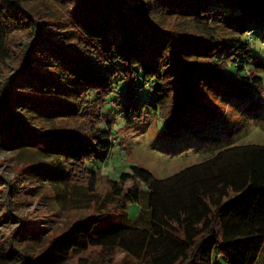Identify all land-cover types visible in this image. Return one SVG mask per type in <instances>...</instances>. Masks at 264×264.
<instances>
[{
  "label": "trees",
  "instance_id": "trees-1",
  "mask_svg": "<svg viewBox=\"0 0 264 264\" xmlns=\"http://www.w3.org/2000/svg\"><path fill=\"white\" fill-rule=\"evenodd\" d=\"M29 2L0 0V63L10 55L11 34L29 27L32 37L1 90L0 147H35L52 157L58 174L73 179L74 172L85 173L90 191L103 175L98 162L113 147L110 102L127 116L153 111L171 127L207 79L238 102L264 100V64L250 39L255 32L264 40V0H53L49 18L62 24L61 39L43 28ZM169 17L185 21L178 28ZM139 84L150 92L138 97ZM113 94L118 99H110ZM28 115L51 123L81 118L82 125L39 131ZM109 181L120 214L130 202L140 203L147 187L148 225H139L140 214L96 235L110 213L92 215L38 254L10 247L14 264H71L74 254L88 251L77 264H115L118 249L142 264H223L222 257L230 264L258 263L264 145L229 143L164 179L132 165ZM128 181L133 185L126 189Z\"/></svg>",
  "mask_w": 264,
  "mask_h": 264
},
{
  "label": "rangeland",
  "instance_id": "rangeland-1",
  "mask_svg": "<svg viewBox=\"0 0 264 264\" xmlns=\"http://www.w3.org/2000/svg\"><path fill=\"white\" fill-rule=\"evenodd\" d=\"M29 3L45 21L43 28L53 38L61 39L62 24L49 18L55 14L53 0H30ZM168 20L169 24H178V28L185 21L177 17ZM29 32L30 28L26 27L9 37L10 55L0 63V94L6 79L21 66L25 44L32 39ZM250 39L253 52L264 64V40L255 32ZM149 92L148 86L139 84L138 97ZM200 92L187 101L171 127L153 111L148 110L142 118L127 116L122 106L110 102L105 110L113 122V147L106 161L97 164L103 175L95 191L89 190L85 173L76 171L73 179L66 173L58 174L52 157L43 155L35 147H0V264H14L16 254L10 247L38 254L75 222L103 212L110 214L100 221L96 235L135 221L140 214L139 225H148L144 184L140 203L130 202L127 214L114 211L119 200L113 195L109 179H117L120 173L130 171L132 165L143 166L155 177L164 179L199 163L229 143L264 145V100L258 105L238 102L234 93L208 79L203 81ZM117 97L113 94L110 99ZM27 122L39 131L82 125L81 118L77 122L62 119L51 123L30 115ZM132 185L128 181L126 189ZM89 253L74 254L71 264H77L79 257ZM115 259V264H142L120 249ZM221 260L223 264H230L223 257ZM258 264H264V250Z\"/></svg>",
  "mask_w": 264,
  "mask_h": 264
},
{
  "label": "crops",
  "instance_id": "crops-1",
  "mask_svg": "<svg viewBox=\"0 0 264 264\" xmlns=\"http://www.w3.org/2000/svg\"><path fill=\"white\" fill-rule=\"evenodd\" d=\"M263 250H264V248H263ZM263 250H262V253H261V255L263 254ZM261 255H260V259H261ZM260 259H259L258 263L260 262ZM258 263H257V264H258Z\"/></svg>",
  "mask_w": 264,
  "mask_h": 264
}]
</instances>
